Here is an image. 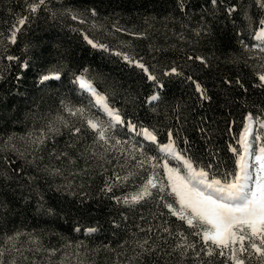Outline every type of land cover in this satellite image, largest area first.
<instances>
[{"label": "trees", "instance_id": "trees-1", "mask_svg": "<svg viewBox=\"0 0 264 264\" xmlns=\"http://www.w3.org/2000/svg\"><path fill=\"white\" fill-rule=\"evenodd\" d=\"M34 2L0 0V250L16 242L12 264H48L73 253L69 264H233L227 251L208 256L194 234L199 229L171 214L165 205L175 206V199L167 187L150 188L137 203L130 198L150 173L162 182L158 146L170 132L194 167L231 179L230 146L240 151L245 116L264 121L258 78L264 45L253 38L264 9L256 0H46L32 13ZM91 23L99 29L87 28ZM14 25L20 31L11 43ZM124 55L144 64L162 87ZM173 67L183 75L165 76ZM45 75L55 76L41 82ZM78 75L107 97L123 124L111 125L76 85ZM187 76L209 100L200 99ZM152 95L159 99L149 102ZM88 119L102 123L106 143ZM141 128L157 144L144 140ZM256 133L264 144L260 127Z\"/></svg>", "mask_w": 264, "mask_h": 264}, {"label": "snow or ice", "instance_id": "snow-or-ice-1", "mask_svg": "<svg viewBox=\"0 0 264 264\" xmlns=\"http://www.w3.org/2000/svg\"><path fill=\"white\" fill-rule=\"evenodd\" d=\"M256 2L261 9H264V0H256ZM211 3L215 5L217 0H211ZM45 4L46 0H36V2L28 5L29 11L36 13ZM228 11L231 14L236 9L233 7ZM75 18L73 16V19ZM26 20L27 17H23L19 19L18 24L23 26ZM259 25V29L253 33V38L264 45V19L259 21ZM13 28L10 41L11 43H16V34L20 31V28L15 25ZM85 39L93 48H105L104 45H97L87 37ZM105 50L107 49L105 48ZM116 55L121 54L116 53ZM7 59L11 61L16 58L8 56ZM123 59L129 63H135L136 67L142 69L147 74L148 80L156 81L159 85L157 77L150 73L144 64L130 60L127 55H124ZM189 59H195L207 66V62L203 57L190 56ZM164 75L181 76L183 73L178 71L176 67H173L169 71H166ZM56 78L58 79L59 77ZM258 78L261 82L260 86L264 87V74H259ZM49 79L50 77L45 75L41 77V82ZM186 79L194 85L200 99H210L206 89L196 79L192 76H187ZM76 82L81 89L86 90L92 95L96 105L101 106L116 124L124 123L119 111L109 106L107 97L99 93L93 87L90 80L80 75L76 77ZM225 83L230 84L231 81H225ZM159 86L162 87V85ZM158 99L159 96L152 95L149 98V102L157 101ZM83 111V109H77V112L81 114ZM72 114L75 115L76 113ZM247 119L249 122L253 120L251 114H249ZM87 124L93 131L98 132L101 140H105L106 129L101 122L88 119ZM128 127L133 131L136 129V125L131 122L128 123ZM260 127L264 128V123H260ZM74 131L79 133L80 129L76 128ZM141 131L146 139L152 142L156 141V136L148 129L145 128ZM251 131L250 123L246 124L237 141L242 151H238L237 148L230 146V151L236 156V170L233 173H228L231 179H225L224 181L216 179L215 176L209 179L208 171L204 168L197 169L190 159L185 158V156L177 152L175 143L171 139V132L169 133V142L161 145L159 149L177 161H181L183 167L187 170V175L185 176L181 174L179 169L170 168L167 163L163 165L167 172L168 186L171 188L170 194L174 195L175 202L179 205V208H174L172 204L165 206L173 216L186 223L188 227L199 229L194 234L200 236L205 246H207L208 256H224L225 250H227L228 259L233 264H246L247 260L253 258L259 261V264H264V144H261L258 151H250L252 149V144L249 142ZM255 139L259 140L260 137L256 136ZM116 143L119 144L120 141H116ZM148 159L154 158L148 157ZM142 163L143 161H141ZM156 187L157 184L154 179H148L142 190L133 195L130 201L132 203L139 202L152 194L149 190L150 188ZM108 190L111 191V186L108 187ZM160 190L162 191L163 188ZM124 203H129V199L125 198ZM89 231H95V229H89ZM180 235L183 237V233ZM183 238L187 239L186 237ZM212 246L215 249H219V252H214ZM183 247V244L177 245V248ZM188 247L194 248L195 246L188 245ZM145 251L151 252L153 250L146 249Z\"/></svg>", "mask_w": 264, "mask_h": 264}, {"label": "rangeland", "instance_id": "rangeland-1", "mask_svg": "<svg viewBox=\"0 0 264 264\" xmlns=\"http://www.w3.org/2000/svg\"><path fill=\"white\" fill-rule=\"evenodd\" d=\"M86 27L87 28H90V29H92V30H97V29H99V26H97L96 24H94V23H91V24H89V25H86ZM52 76H55V75H52ZM64 112L66 113V112H70V113H73V109H71L69 106H64ZM107 114V113H106ZM248 117V116H247ZM247 117H246V120H245V125L246 124H249L250 123V126H251V124L252 125H255V121L254 120H252L251 122H249L248 121V119H247ZM262 122V121H261ZM260 122V123H261ZM114 121L111 119V125L113 124L114 125ZM259 123V124H260ZM52 123H50V124H48V126H50ZM245 127V126H244ZM244 129V128H243ZM243 132V131H242ZM241 132V133H242ZM44 132L40 129V130H38V132L36 133V135L39 137V136H41L42 134H43ZM252 136H253V129H252V132H251V134L249 135V142L251 143V138H252ZM35 140H37V139H35ZM104 141V143H106V139L105 140H103ZM258 141V140H257ZM259 147H260V145L259 146H257V148H256V150H253V149H250V151H253V152H255V151H258V149H259ZM241 151H242V149H240ZM166 154V153H165ZM166 157L169 159H165L164 160V162H161L160 163V165H155L156 167H158V168H160V170H161V172H162V182L160 181V179L158 178V176L155 174V172H152V173H150L149 174V177H148V179H154V181L156 182V184L158 185V184H161L162 185V187H167L168 188V191L171 193V188H170V186H168V179H167V172H166V169L163 167V165L165 164V163H167L168 164V166L170 167V168H174V169H179L180 170V172H181V174L182 175H187V170L183 167V165H182V162L181 161H177L176 159H174L172 156H170L169 154H166ZM170 158H171V161H170ZM176 161V163H174ZM181 164H180V163ZM250 163H251V159H250ZM156 167H154V168H156ZM253 167H255V165H253ZM151 168H153V165H151ZM173 197H174V195H173ZM175 198V197H174ZM174 207V206H173ZM174 208H179V205L176 203V207H174ZM92 231H89V230H87L86 231V233H91ZM225 251H227V250H225ZM17 252V245H16V242H15V244L14 243H11V244H9L8 246H7V248L5 249V250H0V264H12V257L14 256V254ZM63 255H65V254H67V253H62ZM72 257H74V253H73V256L71 255V254H69V255H65V256H63V257H61L60 259H58V260H53V261H51V262H49L48 264H69L72 260H73V258ZM70 260V261H69ZM233 263V262H232Z\"/></svg>", "mask_w": 264, "mask_h": 264}]
</instances>
